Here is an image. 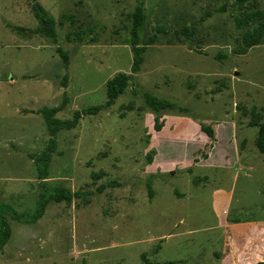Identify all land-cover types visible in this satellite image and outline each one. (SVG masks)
Returning a JSON list of instances; mask_svg holds the SVG:
<instances>
[{
  "label": "rangeland",
  "instance_id": "1",
  "mask_svg": "<svg viewBox=\"0 0 264 264\" xmlns=\"http://www.w3.org/2000/svg\"><path fill=\"white\" fill-rule=\"evenodd\" d=\"M38 1L55 19L57 41L21 30L39 26L31 0H0V205L29 216L52 187L90 195L50 201L36 223L5 210L12 233L0 264H234L230 225L264 218V153L256 146L259 128L249 125L253 108L264 122V37L251 47L243 40L264 20V0ZM139 5L146 50L134 73ZM121 72L130 80L115 104L60 130L40 179L35 158L51 136L42 115L28 111L64 104L55 117L72 119L105 103L109 80ZM145 92L188 107L194 119L162 112L165 126L154 134ZM199 120L213 123V147L198 148L199 135L186 131ZM225 127L232 129L226 140ZM185 147L200 149L192 169L150 172L156 156L160 164ZM203 153L213 157L201 161ZM232 156L242 172L233 171ZM230 190L226 209L219 193Z\"/></svg>",
  "mask_w": 264,
  "mask_h": 264
},
{
  "label": "trees",
  "instance_id": "2",
  "mask_svg": "<svg viewBox=\"0 0 264 264\" xmlns=\"http://www.w3.org/2000/svg\"><path fill=\"white\" fill-rule=\"evenodd\" d=\"M32 1V12L36 19L39 22V26L33 30H24L27 33H41L46 37L53 39L54 41L58 40V34L56 30V23L53 16H51L46 8L38 1V0H31ZM239 4H244L246 0H238ZM257 14L256 12L245 13V19L236 18V23L238 26H241L243 23H248L252 20L253 16ZM145 13L143 9V5H139L133 16V25L131 29V44H132V51H133V62L131 65L132 72H138L141 68V65L145 61V46H140V35L139 29L142 25ZM186 36L191 39L193 37V31L186 29L185 31ZM264 37V20L260 22V24L252 30H249L245 33L243 40L245 42L246 47H251L257 45L261 42ZM153 41V38L150 39ZM58 51L63 58L65 63H69L68 53L64 51L61 47L58 48ZM130 80V75L121 72L114 76L111 80H109L107 84V101L103 104L90 106L87 108H83L80 110L75 111L74 116L72 119L61 120L55 117L56 113L59 112L64 108V104L58 107H49L43 106L37 111H28V112H37L38 114L42 115L44 118L47 129L51 136L47 148L35 158L36 166L38 169V177L40 179H44L48 175V169L50 163L52 161V156L57 150V141L55 139L56 134L63 129H72L75 128L78 123L79 119L83 115H95L98 114L102 109L108 108L115 104L118 97L123 93L125 90L128 81ZM145 100L152 108L156 116L154 118V130L160 131L165 126V120L160 115L162 112L166 111H177L184 116H188L193 118L190 115V109L185 106H180L177 103L170 101L165 98H159L152 95L149 92L144 93ZM252 120L249 122L250 126L258 127L259 132L256 139V146L261 153H264V122H261L262 114L257 112L255 108L251 110ZM194 119V118H193ZM200 124L201 130L207 134L210 138L211 143L208 147H213V143L216 141V133L213 123H206L203 120L197 121ZM204 158H207V154H202ZM151 157L149 163H151ZM116 182L110 183V185H101L99 187V191L104 190L107 186H114ZM51 192L48 195L42 196L39 201V205L36 211L29 216H26L21 213L14 212L9 205H0V250H2L6 244L8 243L11 237V227L7 218L4 216L5 210L7 212H12L11 214L14 216L15 219L19 221H30L31 223H36L41 217H43L46 207L50 201L61 202L63 200L72 201L75 198H80L86 195H90V193H83L81 191L72 192L71 190L65 188L64 186H55L52 187ZM149 196L150 198L153 197V189L149 188ZM254 264H264V261H259Z\"/></svg>",
  "mask_w": 264,
  "mask_h": 264
},
{
  "label": "crops",
  "instance_id": "3",
  "mask_svg": "<svg viewBox=\"0 0 264 264\" xmlns=\"http://www.w3.org/2000/svg\"><path fill=\"white\" fill-rule=\"evenodd\" d=\"M231 127H225L222 130V137L224 140L232 137V131ZM186 131L189 132V134L192 136L193 134L199 135V143H200V149H203L207 144L211 143L210 138L207 136L206 133H204L201 130L200 124L197 122H193L190 125L189 129H186ZM154 134H156V131L154 130ZM157 150L158 148L155 147ZM218 148V146L216 147ZM216 148H211L212 152ZM199 149V150H200ZM199 150L193 152L185 147V149L178 155H175L171 157L170 160L166 162H162L160 164L156 163L157 156L154 158L153 162L148 165L150 172L152 174L160 173L165 174L168 171L174 170L177 166L179 170H186L191 168L192 165L198 164V152ZM211 153V152H210ZM234 153V152H233ZM208 155V154H207ZM233 155V154H232ZM237 156V154H236ZM236 156H232L230 158V165L233 166L232 169L236 173H240L242 171V168L245 167L243 163L240 161V159ZM211 157L213 155H209L207 158H204L202 155L201 161H209L211 160ZM200 161V162H201ZM222 164L224 165L225 162L222 161ZM156 195V193H155ZM219 197H222L223 203L225 205V208L228 209V207L231 205V203L234 200V191L230 190L229 192H221L219 193ZM253 220H257L256 223L252 222L250 224H240L230 225V232L231 233V244L234 247L233 251V261L234 264H254L259 261H264V218H254ZM249 225L251 228L249 230H242L240 226H246Z\"/></svg>",
  "mask_w": 264,
  "mask_h": 264
},
{
  "label": "water",
  "instance_id": "4",
  "mask_svg": "<svg viewBox=\"0 0 264 264\" xmlns=\"http://www.w3.org/2000/svg\"><path fill=\"white\" fill-rule=\"evenodd\" d=\"M172 174H174V172L172 171Z\"/></svg>",
  "mask_w": 264,
  "mask_h": 264
}]
</instances>
